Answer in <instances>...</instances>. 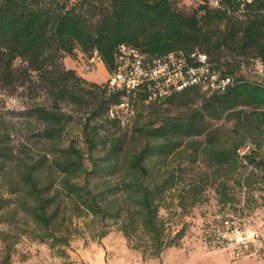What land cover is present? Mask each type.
I'll return each instance as SVG.
<instances>
[{
    "label": "trees",
    "instance_id": "16d2710c",
    "mask_svg": "<svg viewBox=\"0 0 264 264\" xmlns=\"http://www.w3.org/2000/svg\"><path fill=\"white\" fill-rule=\"evenodd\" d=\"M196 2L186 9L178 0H0V87L23 104L0 116V180L8 185L0 210L11 216L1 214L9 227L1 232L0 264H10L23 236L70 258L78 218L104 224L99 242L110 221L144 259L157 257L181 245L186 232L173 233L161 215L169 197L184 210L211 184L225 204L235 199L230 178L247 191L256 174L264 183V85L236 77L244 65H264V0ZM121 44L150 63L176 50L206 54L211 69L233 83L223 92L197 84L149 102L150 85L141 84L131 95L134 119L162 103L182 113L141 128L145 141L133 150L126 126L108 114L125 91L109 92L107 82L88 80L64 62L81 51L111 73ZM74 113L84 116L86 150L74 141L63 145ZM92 122L95 131L104 123L119 129L91 137ZM12 218L20 225L15 231Z\"/></svg>",
    "mask_w": 264,
    "mask_h": 264
},
{
    "label": "rangeland",
    "instance_id": "374dc122",
    "mask_svg": "<svg viewBox=\"0 0 264 264\" xmlns=\"http://www.w3.org/2000/svg\"><path fill=\"white\" fill-rule=\"evenodd\" d=\"M178 3L186 9H192L197 5L196 0H178ZM90 60L91 58L78 51L75 56H66L64 62L68 68L76 69L79 74L89 80L101 84L107 82L111 73L104 62L98 58L92 63ZM88 65L91 66L90 69H86ZM241 76L264 85V65L259 61L244 65L236 73V77ZM22 107L20 97L10 95L1 90L0 87V116L1 110ZM179 113H182L180 108L168 103L159 104L154 108L143 107L142 113L131 124L122 129L126 143L133 150L140 148L145 141V137L141 136L140 133L141 128L149 127L157 117ZM74 116L75 119L69 123L66 129L63 145L68 146L71 141H74L80 148L86 150L88 142L83 134L84 116L79 113H74ZM224 124L226 128H231L233 121H225ZM93 126L92 122L88 130L91 132V137L95 138H99L102 133L108 131L112 133L119 129L118 126L112 123H104L103 126H100L99 131H95ZM38 151L39 149L34 146L31 154L36 156ZM245 171L249 170L246 169ZM260 177L256 174L254 179L257 178L255 179L257 182L249 191L242 190L230 178L229 185L234 189L235 199L225 204L221 202L219 194L211 184L207 185L203 196L197 203L184 210L176 205V197H173L174 204L172 203V197H169L168 202L171 203V207L162 208L161 215L169 220L173 233L185 227L186 232L181 242L185 243L187 248L203 246L211 250L229 252L236 257L249 255L255 251L260 243H263L262 247H264V183H259ZM0 194L8 196V185L2 178L0 180ZM1 214L5 218L11 216L7 213V210H0V262L2 263L4 243L2 242L1 232L9 226L1 222ZM12 219H14L12 222L14 224L10 226V229L15 231L20 225L17 218ZM75 222L80 229L71 241L70 258L60 257L56 255L57 250H51L47 244L23 236L15 245L10 264H69L70 261L80 264V261L72 259L77 255V250L87 247L90 242L98 241V234L105 226L100 221L92 222L85 218H78ZM107 224L110 227V233L107 236L112 235V240L119 246L131 248L123 233L119 231L118 225L110 221ZM13 240L14 235L11 237V241ZM112 249L116 250V248Z\"/></svg>",
    "mask_w": 264,
    "mask_h": 264
},
{
    "label": "built area",
    "instance_id": "2783aa9c",
    "mask_svg": "<svg viewBox=\"0 0 264 264\" xmlns=\"http://www.w3.org/2000/svg\"><path fill=\"white\" fill-rule=\"evenodd\" d=\"M209 3L214 6L219 4L218 0H210ZM195 60H198L200 65H196ZM94 61L96 57L90 60L91 63ZM90 67L88 65L86 69ZM146 82L150 86L145 101L149 102L197 84L209 87L213 91L223 92L233 83V78L213 71L207 62L206 54L187 55L182 50H176L150 63L138 48L121 44L116 66L107 81V87L109 92L122 89L125 94L120 103L109 109V116L123 126L131 124L137 113L135 100L131 95ZM247 148H244L243 152Z\"/></svg>",
    "mask_w": 264,
    "mask_h": 264
},
{
    "label": "crops",
    "instance_id": "0c3cea01",
    "mask_svg": "<svg viewBox=\"0 0 264 264\" xmlns=\"http://www.w3.org/2000/svg\"><path fill=\"white\" fill-rule=\"evenodd\" d=\"M111 236L102 238L101 242H90L87 247L78 249L77 255L72 259L80 261V264H264L263 243H260L253 253L241 257L203 246L187 248L186 244L182 243L167 248L157 257L144 259L139 251L119 246Z\"/></svg>",
    "mask_w": 264,
    "mask_h": 264
}]
</instances>
